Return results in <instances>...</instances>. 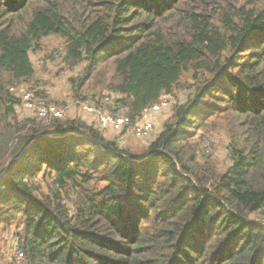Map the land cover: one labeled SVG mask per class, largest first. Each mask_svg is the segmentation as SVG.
Segmentation results:
<instances>
[{"label":"trees","instance_id":"16d2710c","mask_svg":"<svg viewBox=\"0 0 264 264\" xmlns=\"http://www.w3.org/2000/svg\"><path fill=\"white\" fill-rule=\"evenodd\" d=\"M52 35L81 68L77 102L115 94L135 120L184 74L200 84L139 152L84 119L21 115L10 88L45 99L31 51ZM212 117L230 132L224 173L196 148ZM256 213L264 0H0V224L21 218L26 264H264Z\"/></svg>","mask_w":264,"mask_h":264},{"label":"rangeland","instance_id":"374dc122","mask_svg":"<svg viewBox=\"0 0 264 264\" xmlns=\"http://www.w3.org/2000/svg\"><path fill=\"white\" fill-rule=\"evenodd\" d=\"M63 46V39L52 35L42 40L41 49H33L31 51V59L36 69L38 88L45 91L44 97L48 101L64 103V105L70 106L67 109L66 116L83 120L84 118L76 103V99L73 97V91L69 83V78L79 71L81 72V68H78L76 71L71 70L63 63ZM203 80L204 78L202 77L201 81ZM198 84L200 83L193 79L190 73L184 74L173 93L168 94L171 101L170 106L158 115L157 122L164 123L172 116L175 106L178 103H184L187 96L191 95V93L193 95ZM20 110L21 115L25 114L22 109ZM84 120L89 123L93 122L89 119ZM160 131L161 128L156 125L152 136L149 138L141 139L132 135L128 136L127 148L137 152L144 151ZM105 134L108 139L113 140L117 138L112 132H106ZM195 141L201 162L207 161L211 163L221 173L229 169L234 159L229 148L230 132L227 131V122L219 121L216 117L210 118L207 125L201 126L199 129L198 134L195 136ZM251 219L264 227V213L253 214ZM21 221V218L20 220L18 219L17 224L12 226L0 224V261L3 264H26L25 259H19L17 254L18 249L16 248V245L19 246L17 234L24 227Z\"/></svg>","mask_w":264,"mask_h":264},{"label":"built area","instance_id":"2783aa9c","mask_svg":"<svg viewBox=\"0 0 264 264\" xmlns=\"http://www.w3.org/2000/svg\"><path fill=\"white\" fill-rule=\"evenodd\" d=\"M10 90L20 97V109L25 114L40 119L48 117L64 118L67 115V109L70 107L38 97L36 91L27 85L11 87ZM118 97L115 94L105 93L104 95H98L91 101H78L76 103L83 113L90 115V120L104 134L106 132L114 133L117 136L118 144L122 147L126 145L127 138L130 135L141 139L151 137L158 115L169 107L171 102L168 95H163L158 103L145 107L140 116L134 120L126 114L125 106L117 101ZM16 248L18 249L19 259H25L24 252L20 247L16 245Z\"/></svg>","mask_w":264,"mask_h":264},{"label":"crops","instance_id":"0c3cea01","mask_svg":"<svg viewBox=\"0 0 264 264\" xmlns=\"http://www.w3.org/2000/svg\"><path fill=\"white\" fill-rule=\"evenodd\" d=\"M79 110H80V109H79ZM80 112L82 113V117H83L84 119H87V120H88V119H89V120L91 119L90 115L83 113L81 110H80ZM162 124H163V122H162V123H160V122H157V123H156L157 127H159V128H162V126H161Z\"/></svg>","mask_w":264,"mask_h":264}]
</instances>
